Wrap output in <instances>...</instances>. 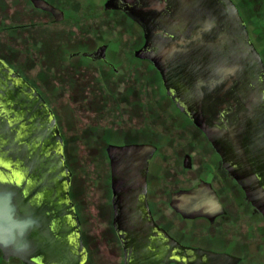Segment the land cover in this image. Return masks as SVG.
<instances>
[{"label": "flooded vegetation", "instance_id": "flooded-vegetation-1", "mask_svg": "<svg viewBox=\"0 0 264 264\" xmlns=\"http://www.w3.org/2000/svg\"><path fill=\"white\" fill-rule=\"evenodd\" d=\"M67 2L23 0L15 12H23L26 22L17 23L19 17L8 14L13 22L8 28L42 32L68 23ZM232 2L264 62L256 45L264 48V0ZM73 5V46L81 48L68 57L88 60V69L73 67L92 73L97 93L105 94L111 112L119 113L115 119L121 127L112 128L116 121L111 119L109 128L90 130L93 168L103 171L90 187L73 180L69 167L66 182L63 173L49 177L43 168L3 166L0 192L8 189L17 197L19 210L36 219L35 231L55 238L52 248L61 254L57 264H64V253L72 264H264L260 124H246L248 109L227 81L205 78L198 68L188 72L191 83H201L191 86L192 92L183 93L171 81L167 53L177 40L171 17L180 3L74 0ZM32 15L42 20L32 21ZM98 23L116 37L102 40L95 33ZM84 28L88 37H82ZM197 29L188 33L187 45ZM51 48L59 55V45ZM0 60L16 71L1 55ZM2 85L16 88L10 77ZM130 145L136 148L108 151ZM30 263L52 264L41 257ZM0 264L24 263L4 258L0 248Z\"/></svg>", "mask_w": 264, "mask_h": 264}, {"label": "water", "instance_id": "water-1", "mask_svg": "<svg viewBox=\"0 0 264 264\" xmlns=\"http://www.w3.org/2000/svg\"><path fill=\"white\" fill-rule=\"evenodd\" d=\"M177 1L180 7L171 17V32L177 40L171 43V52L167 53L171 54V81L183 93L192 92L190 87L201 83H191L188 72L198 68L205 71V78L234 85L248 109L246 124L249 125L251 120L260 124L262 142L264 62L250 40L237 7L232 0ZM194 26H198L197 34L191 35L187 45V35ZM157 68L163 71L161 67ZM6 77L15 80L14 91L2 85ZM225 134L233 138L232 132ZM134 148L135 145L110 146L108 151L117 154ZM3 166L43 168L41 172L49 177L63 173L66 182L71 175L52 110L33 86L0 60V167ZM17 203V197L11 196L8 189L0 192V231L8 229L15 235L26 225L32 226L27 235V247L23 250L0 246L4 258L14 256L24 264H31V259L41 257L57 264L61 254L52 248V244L57 246L55 238L35 231L36 219L23 214ZM63 255L64 264H72L66 253Z\"/></svg>", "mask_w": 264, "mask_h": 264}, {"label": "rangeland", "instance_id": "rangeland-1", "mask_svg": "<svg viewBox=\"0 0 264 264\" xmlns=\"http://www.w3.org/2000/svg\"><path fill=\"white\" fill-rule=\"evenodd\" d=\"M22 2L23 0H0V55L34 85L52 107L62 129L66 164L74 173L73 180L82 186L90 187L92 182L97 181L96 175L103 173L101 167L96 170L93 168L89 155L90 130L94 127L109 128L108 122L119 117V113L114 110L111 112L105 94L97 93L95 82L89 78L92 73L75 69V67L88 69L90 65L88 60L82 56L68 57L69 52L81 48L73 46V32L76 28L72 24V19L76 16L77 10L73 5L74 0L67 2L68 23L54 25L42 32L38 28L28 30L8 28L13 24L8 14L18 16L15 21L17 23L26 22L28 17L22 14L23 12L21 14L15 12ZM81 5L84 8L86 3ZM252 19L255 21L253 16ZM38 20H42L40 15H32V21ZM82 25L84 26L83 23ZM97 26L95 33L102 40L110 36L116 37L114 33L112 35L108 33L105 23H98ZM86 36L88 37L84 28L82 37ZM57 45L59 55L55 53V48H51ZM256 45L264 57L262 44L256 42ZM126 84L128 83L121 86ZM114 121L116 122L112 128L119 129L121 127L117 124L119 119Z\"/></svg>", "mask_w": 264, "mask_h": 264}, {"label": "clouds", "instance_id": "clouds-1", "mask_svg": "<svg viewBox=\"0 0 264 264\" xmlns=\"http://www.w3.org/2000/svg\"><path fill=\"white\" fill-rule=\"evenodd\" d=\"M31 227V225H26L24 230L19 231L15 235L8 229L0 231V246L4 248L15 247L17 250H23L27 247V235Z\"/></svg>", "mask_w": 264, "mask_h": 264}]
</instances>
